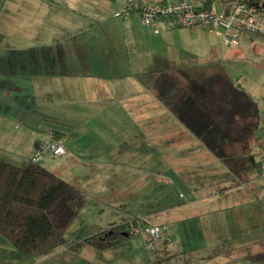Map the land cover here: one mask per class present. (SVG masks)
<instances>
[{
  "label": "rangeland",
  "instance_id": "374dc122",
  "mask_svg": "<svg viewBox=\"0 0 264 264\" xmlns=\"http://www.w3.org/2000/svg\"><path fill=\"white\" fill-rule=\"evenodd\" d=\"M87 16L90 15L67 14V0H0V82L6 81L10 85L16 78L14 74L3 73L2 70L7 67L6 65H8L6 72L15 70L14 67L18 63L16 58L20 55L57 50V45L65 44L67 22L72 19L86 22ZM29 24H33L32 27H27ZM138 25L135 31L137 38L130 45V53L128 51L127 53H129L128 59L134 62L133 66L137 71H139V64L145 65V69L139 72L142 73L144 81L148 85L151 84L148 95L152 104L149 109L143 111L146 113V125L142 126L143 120L130 121V116L126 112L110 124L101 126L103 136L98 144L104 151L110 150L116 154V157L111 160L125 163V166L130 164V169L118 167L117 174L104 173L105 177H100L101 183L98 178L93 185L82 189L85 194V203L68 226L65 232V245L62 248L49 255L34 256L16 249L0 235V264H264V254L260 251V247H264V231L233 232L231 230L235 227L239 229L240 223L232 220L231 223L223 222L224 227H229V235H225L219 232V222H216V231L210 230L211 232L207 222V216H231L240 213L244 217L258 215L261 225H264V198L255 200L249 198L248 201L237 203L221 201L208 204L207 214L202 215L204 225L207 226L205 238H196L189 232L180 233L175 237L169 232L164 235L166 226L159 223L158 225L162 227V237L155 248L162 245L161 241L166 239V246L172 250L171 255L158 256L157 249H147L138 235L128 236L106 250L69 249L71 243L96 234L99 230L110 229L131 216L154 215L160 211L159 216H149L148 223L152 224V220H163L166 216L163 210L178 204L182 195L188 199L194 196L191 184L197 185L199 194H203L212 184H217L219 179L224 181L228 178V173H225L226 163L222 159L202 146L200 140L182 124L176 125L177 128L171 125V119H176V116L169 107L168 110L166 109L152 83L159 72L172 71L178 66H183L192 76L199 79H204L215 72H222L227 76L231 63L218 60V57H216L217 60H209L206 55L187 53L186 49L179 45L180 36L177 34L176 37L173 31L168 37L162 32L153 35L154 33L151 34L142 28L143 26L140 25V28ZM118 30L122 41L124 37L122 27ZM11 60L13 61L10 63ZM259 60V57L249 55L247 59L241 60V63L243 68L251 69L252 65L259 63ZM9 66H13V69ZM245 79L247 82L254 81L247 77ZM181 82L185 87L189 86L185 79L181 78ZM251 88L254 90L253 87ZM130 112L134 113L131 110ZM139 112L135 111V117H139ZM147 116L150 117V122ZM9 120L0 115V158L10 161L11 159L22 160L20 162L23 164L22 162L25 161L24 165L31 163L35 153L31 154L29 150L32 145L30 142L32 128L18 126ZM164 120L167 123L166 126L163 123ZM180 127L185 129L184 132ZM183 133L188 134L189 137L179 141L177 136H184ZM54 135L57 136L55 132ZM89 140L87 137L77 140V150H95L98 146H90ZM129 152L130 158H124L129 157ZM182 153L186 156L191 154L194 156L193 159L188 157L191 158L188 165L193 160L200 162V169L194 170V174L187 173L188 165L183 169L185 176L181 172L176 173L175 161ZM46 162L44 159L38 164L45 166ZM160 175L170 176L172 182H161ZM178 175L181 177H177ZM214 206H217V209ZM173 213L175 214V209ZM139 220L143 221L141 218ZM187 224L198 223L192 221ZM184 246L187 253L184 252ZM194 246H202L210 251L194 250ZM226 248L237 249L230 253ZM257 255L260 257L253 258Z\"/></svg>",
  "mask_w": 264,
  "mask_h": 264
},
{
  "label": "crops",
  "instance_id": "0c3cea01",
  "mask_svg": "<svg viewBox=\"0 0 264 264\" xmlns=\"http://www.w3.org/2000/svg\"><path fill=\"white\" fill-rule=\"evenodd\" d=\"M150 1L162 4L170 0ZM258 1L264 4V0ZM228 4L227 0H221L219 6L226 9ZM123 5L124 0H67V14H88L90 16L86 17V22H78L74 19L67 22L65 44L57 45V50L20 55L16 58L18 63L14 67L15 70L6 72L8 65L3 68L2 71L5 75L14 74L16 78L10 85L6 81L0 82V115L6 120L10 119V122L18 126L32 128L30 140L32 145L29 149L31 154L36 151L38 142L47 138V132L54 131L66 152L62 155L48 153L44 158L47 164L42 167L62 176L82 190L88 185H93V182L98 178L101 183L100 177H105V174H117L118 167L130 169V164L125 166V163L111 160L116 157L114 152L104 151L98 146L103 136L101 126L110 124L126 112L130 116V121L143 120L142 126L146 125V113L143 111L149 109L152 104L148 95L151 91V84L148 85L144 81L142 73L139 72L145 69V65L139 64V71H137L133 66L134 62L128 59L130 45L137 38L135 31H137L136 26L139 22L143 26L142 28L151 34L154 33L153 35L162 32L165 33L164 36L168 37L171 31L175 32L176 37L177 34L180 36V47L185 48L187 53L206 55L209 60H217L216 57H218V60L230 62L231 74L229 71L227 77L239 82L253 95L260 109L259 127L255 133L247 142L237 143L230 149L239 154H253L254 162L248 167H239L235 170L223 160L226 163L225 173H228L226 180L219 179L217 184H212L203 194H199L197 185L191 184L194 193H192L194 196L191 199L182 195L178 204L163 210L166 215L163 220H152V224H165L164 235L169 232L175 237L180 233L189 232L196 238H205L207 226L204 225L202 215L207 214L208 204L221 201L237 203L238 201H248L249 198L252 200L264 198V177L261 176L258 166V156L264 146V43L252 35L244 34L238 45L230 47L224 43L221 31L179 26L167 19L159 20L155 24H145L136 13L125 17L116 16L115 12ZM16 25L20 26V24ZM32 25L29 24L27 27H32ZM140 25L138 26L141 28ZM119 27H122L124 32L122 41L120 40ZM130 33L131 37H129ZM175 42L177 45L176 40ZM249 55L259 57V63L252 65L251 69L243 68L241 60L247 59ZM9 67L13 69V66ZM246 77L254 81L247 82ZM165 106L167 109V104ZM135 111H140L139 117H135ZM147 118L150 122V117L147 116ZM165 120L167 121V119ZM165 120L163 123L166 126ZM171 120V125L176 128L182 124L177 117ZM86 126L89 128H84ZM180 128L184 132L185 129ZM183 134L184 136H177L179 141H184L186 137H189L188 134ZM86 137L90 139V146L98 147L92 151H78L76 141ZM197 138L200 140L199 137ZM200 142L202 146L208 148L201 140ZM209 150L214 154L211 149ZM128 154H130L129 157L124 158H130L131 153ZM214 156L216 155L214 154ZM188 157L194 158L192 154L186 156L182 153L181 156H177L174 168L177 174L181 172L185 176L183 169L187 167L191 159ZM11 160L20 165H24L25 162L23 161L21 164L22 160ZM190 164L188 165L189 169L186 170L187 173L194 174V170L200 169V162L193 160ZM177 177H181V175ZM159 179L161 182L171 181L168 175H160ZM249 195L251 197H248ZM214 207L217 209V206ZM174 209L175 214L173 213ZM158 213L161 212H156L154 215L159 216ZM154 215L139 214L124 219L120 223L132 218H141L148 223L149 216ZM196 219L198 220L194 221ZM232 220L240 223L239 229L235 227L231 230L233 232L240 230H246L247 233L264 231V225H261L258 215L244 217L240 213L231 216H207L209 231H216V222H219V232L229 235V227H224L223 222L231 223ZM192 221L198 224H187ZM86 237L71 243H79L78 249L72 247L69 249L84 248L87 251H93L94 248L106 250L110 247H97L86 241ZM160 244L162 245L152 249H157L158 256L172 254V250L166 246V239H163ZM183 248L187 253L185 246ZM260 248L264 254V247ZM226 249L231 253L237 248ZM194 250L210 251L202 246H197ZM245 251L248 252V250Z\"/></svg>",
  "mask_w": 264,
  "mask_h": 264
},
{
  "label": "trees",
  "instance_id": "16d2710c",
  "mask_svg": "<svg viewBox=\"0 0 264 264\" xmlns=\"http://www.w3.org/2000/svg\"><path fill=\"white\" fill-rule=\"evenodd\" d=\"M152 86L178 120L218 158L235 170L253 164V154L231 150L247 142L260 122L256 98L239 82L222 72L199 79L178 66L159 72ZM84 203L80 188L38 163L20 165L0 158V235L16 249L44 256L62 248L65 232ZM127 224L114 225L85 240L107 248L131 236ZM78 245L69 247L77 249Z\"/></svg>",
  "mask_w": 264,
  "mask_h": 264
},
{
  "label": "built area",
  "instance_id": "2783aa9c",
  "mask_svg": "<svg viewBox=\"0 0 264 264\" xmlns=\"http://www.w3.org/2000/svg\"><path fill=\"white\" fill-rule=\"evenodd\" d=\"M221 0H170L155 4L150 0H124V5L115 12L125 17L136 13L145 24L159 20H171L176 25L221 31L226 45H238L244 34L252 35L264 43V4L258 0H227L228 7H220ZM46 139L38 142L32 163H39L47 153L62 155L64 145L48 131ZM260 174L264 176V146L258 156ZM127 231L138 235L147 249H153L162 237V227L141 220H127Z\"/></svg>",
  "mask_w": 264,
  "mask_h": 264
}]
</instances>
